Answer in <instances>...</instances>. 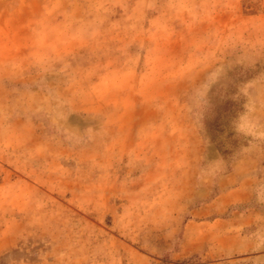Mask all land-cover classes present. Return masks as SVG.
<instances>
[{"label":"rangeland","instance_id":"1","mask_svg":"<svg viewBox=\"0 0 264 264\" xmlns=\"http://www.w3.org/2000/svg\"><path fill=\"white\" fill-rule=\"evenodd\" d=\"M0 264H264V0H0Z\"/></svg>","mask_w":264,"mask_h":264}]
</instances>
